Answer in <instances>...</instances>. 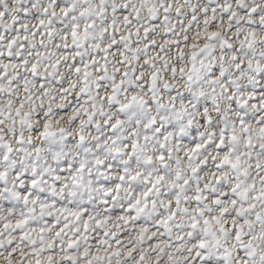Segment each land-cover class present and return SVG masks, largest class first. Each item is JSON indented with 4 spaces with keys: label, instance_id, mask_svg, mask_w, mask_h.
<instances>
[{
    "label": "snow or ice",
    "instance_id": "6c2138e0",
    "mask_svg": "<svg viewBox=\"0 0 264 264\" xmlns=\"http://www.w3.org/2000/svg\"><path fill=\"white\" fill-rule=\"evenodd\" d=\"M0 264H264V0H0Z\"/></svg>",
    "mask_w": 264,
    "mask_h": 264
}]
</instances>
